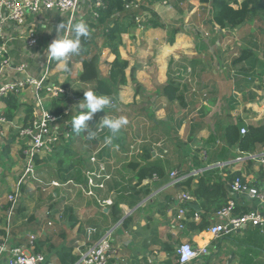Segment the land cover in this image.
Here are the masks:
<instances>
[{
	"label": "crops",
	"instance_id": "0c3cea01",
	"mask_svg": "<svg viewBox=\"0 0 264 264\" xmlns=\"http://www.w3.org/2000/svg\"><path fill=\"white\" fill-rule=\"evenodd\" d=\"M134 2L141 9L142 27L136 25L123 33L121 56L135 68L138 85L129 83L120 90L117 101L121 98V110L115 112L108 105L94 115L89 128L95 135L90 137L83 132L72 143L69 172L59 170L57 161L49 159L51 155L37 161L38 180L22 187V197L30 195L37 186L42 195L45 190L51 191L49 199L53 206L48 207L46 218L44 213H40L18 220L24 213L19 206L10 222L6 214L7 203L0 206V242L25 245L29 235L34 234L37 237L35 246L42 242L38 252L56 264H61L59 251L62 248H71L72 253L80 257L103 236H109L115 251L110 264H177V248L183 241L209 250L207 255L191 264H264V227L247 226L222 237H214L209 229L199 232L177 227L179 210L184 206L180 197L185 193L193 196L202 177L224 183L227 201L233 198L247 212L255 208L257 201L248 196L232 195L230 182L241 176L250 186L264 190V165L260 161L264 157V146L253 153H246L236 146H227L222 138L230 124L246 128L250 124L264 126V58L258 57L261 48L254 43L255 39L252 42L249 37L257 35L255 32L258 30L253 28L255 24L221 29L212 21L211 6L196 0ZM83 4L86 5L85 2ZM55 14L48 11L28 17L27 27L36 29L38 42L35 48L26 45L25 27L17 28L12 22L8 24L7 55L12 59V67L26 62L29 64L27 75L35 78L43 75L47 47L42 45L43 38L38 34H43L45 28L54 22ZM63 16V23L67 25L68 15ZM151 20L161 26L150 27ZM207 27L211 33L219 34L214 36L213 48L205 46L211 36L205 38V42L200 40L199 34H210L205 31ZM245 27L251 33L246 34L251 42L243 46L240 33ZM174 29H179V32L171 44L167 39ZM231 31H234V41L241 46L242 53L229 73L221 71L224 64L220 61L223 54L220 43L233 38L229 34H220ZM114 59L109 49L103 50L101 63L105 64V69L100 67L103 76L108 75L109 63ZM171 60V76L180 85L181 103L177 99L169 101L162 92L169 81ZM55 61L53 59L48 81L52 84L64 81L68 89L76 90L77 94L80 92L83 99L84 91L91 85L78 80L82 62L77 59L76 62L71 61V70L63 74L65 60ZM126 74H130V69ZM19 77H24V74H19ZM12 78L13 74L8 76L5 73L3 81ZM15 95L21 104L17 115L10 120L15 125L7 127L4 137L0 138V196L5 195L0 197V204L12 191L22 169L23 142L16 128L23 124L26 106L33 108L34 102L31 89ZM64 102L71 103L69 97ZM4 107L2 101V112ZM107 115H123L128 119V124L112 137V142L119 141L113 146H109V139L102 141L107 129L99 124ZM95 121L99 123L98 128ZM146 148L150 149V154L146 153ZM93 156L96 161L91 159ZM132 161L140 163L141 167L161 166L164 175L139 181L137 173L141 167L132 170L128 167ZM173 172L176 177L172 176ZM98 174L104 177H96ZM64 175H69V178L64 180ZM107 175L110 178L105 177ZM89 177H93L97 186L89 185ZM189 179L191 188L184 185ZM193 197L188 205L186 223L192 220L199 223L204 213L200 200ZM115 199L121 201L122 218L112 224L110 217L105 215L110 211L109 205L101 202H113ZM64 201L69 203L66 213L57 206ZM190 206L196 210L198 218L190 216ZM67 214L68 218L63 220ZM25 220L32 223L24 226ZM217 221L214 217L211 226Z\"/></svg>",
	"mask_w": 264,
	"mask_h": 264
},
{
	"label": "built area",
	"instance_id": "2783aa9c",
	"mask_svg": "<svg viewBox=\"0 0 264 264\" xmlns=\"http://www.w3.org/2000/svg\"><path fill=\"white\" fill-rule=\"evenodd\" d=\"M103 6V0H0V104L9 95L20 94L26 89H31L34 99L30 120L26 125L16 128L18 137L23 142L21 149L23 165L12 191L7 195L8 222L13 219L20 206L22 187L30 181L38 180L37 161L46 155L55 153L57 148L67 144L71 138L70 121L63 115L54 114L52 103L63 100L65 97H69L71 102H76L79 99L73 100L66 86L52 84L48 81V74L53 62V59L48 55L44 73L40 78L27 75L29 64L26 62H20L12 67V59L7 55L9 41L6 33L7 26L12 22L17 28L25 27L26 45L28 48H35L38 42L36 29L27 27L30 15H40L48 11L68 15L67 25L71 29L75 22L84 20L88 12H91L92 18H97L98 10ZM127 7L139 10V5L135 2H131ZM136 22L137 27H142L140 16L136 18ZM67 34L70 36L71 31ZM5 73L8 76L9 73L13 74V78L4 82ZM19 74H24V77H19ZM13 125L15 123L10 121L0 110V138L4 137L5 129ZM100 131L101 129L98 132ZM240 132L246 134L247 128L241 127ZM91 159L96 161L94 156ZM260 161L264 165V157ZM101 170L104 171V167H101ZM172 176L176 177V174L173 172ZM96 177L102 178L104 175L98 174ZM105 177L110 178L109 175ZM88 183L91 186H97L93 177H89ZM229 188L232 195L248 196L256 200V206L249 212L236 214V202L233 198H229L227 203L215 214L218 221L209 228V232L214 237H222L237 233L247 226L264 227V190L250 186L248 181L241 176L235 177L230 182ZM180 199L184 206L179 210L177 227L183 230L186 228L188 220L186 216L189 211L188 205L194 200V197L185 193ZM101 204L110 206L112 201H102ZM195 218H198L197 214H195ZM36 239L34 234H30L25 245H9L7 241H1L0 264H56L44 253L36 251ZM114 252L109 236H103L81 254L76 264H110ZM208 253L209 250L206 247L196 248L189 241H183L177 248V264H191Z\"/></svg>",
	"mask_w": 264,
	"mask_h": 264
},
{
	"label": "trees",
	"instance_id": "16d2710c",
	"mask_svg": "<svg viewBox=\"0 0 264 264\" xmlns=\"http://www.w3.org/2000/svg\"><path fill=\"white\" fill-rule=\"evenodd\" d=\"M188 1V0H183ZM200 3L209 4L212 10V21L218 25L221 29H235L241 26L260 24L259 31L264 35V2L263 0H243L238 2L237 0H196ZM104 6L98 10V17L86 21L90 28V37L82 39L81 49L79 54L72 55L76 59L82 62V71L79 74L78 80L91 85L89 90L95 91L98 95H106L110 101L117 102L119 92L122 86L127 85L128 76L126 71L130 67L128 60L121 56L120 49L123 47V33L128 32L129 28L136 27V18L140 14V10L128 8L131 2L134 0H103ZM152 16H155L153 14ZM148 25V24H147ZM161 26L151 20L150 27ZM179 29H174L172 36L169 38V43H173L174 36L177 35ZM259 33V34H260ZM70 36H74L71 32ZM100 40L102 45H99ZM104 49H109L110 54L115 56V59L109 63V73L105 77L102 75L100 70V61L102 52ZM246 52L243 51V54ZM65 60V59H63ZM60 60V61H63ZM172 65V60L170 66ZM72 68L71 62H67V71ZM135 68L131 69V79L135 80ZM169 81L167 85L163 87V94L168 98L169 101L177 99L181 103L180 85L176 83V80L171 76V70H169ZM5 107L3 108V114L9 119L13 120L17 115L21 104L16 98V95H9L4 100ZM66 103L63 100L54 101L52 103V112L57 115H63L65 119H72L71 116L65 111ZM110 109L118 111L117 105L112 106ZM32 106H26L25 116L22 121V125H26L32 116ZM96 122V121H95ZM99 123L96 122V127ZM95 127V129H97ZM241 126L236 124H230L226 126L224 135L222 136L224 142L229 147H237L239 151L246 153L255 152L260 146H264V126L262 124H250L247 127V133L241 134ZM106 133L102 137V141H107L111 136V133L105 130ZM82 133V132H81ZM77 134L72 131L71 139L65 146L61 147L60 150L51 156L50 160H56L59 170L69 172V165L64 166L66 163L61 158L64 153H69L70 144L74 143L76 138L81 134ZM109 146H113L119 141L112 142V138L108 140ZM63 150V151H61ZM146 153L150 154V149H145ZM57 156L60 158L58 159ZM145 158V157H144ZM140 163L136 161L130 162L128 165L132 170L139 168ZM156 176H163L164 171L161 166L148 165L142 166L137 173L139 181L142 179ZM69 175L65 177L67 180ZM181 182L180 184H182ZM179 184V185H180ZM184 185L192 187L191 180L184 182ZM227 192L225 191L224 183L213 182L211 178L202 177L197 184L193 196L197 200H200L201 207L204 209L202 219L199 223L194 220L186 223L187 228L195 229L196 231L202 232L208 230L211 226L212 219L215 214L227 203ZM120 200L115 199L112 205L109 206L110 211L105 214L111 219V223H117L122 218V210L120 208ZM248 210L240 208V205L236 204V213L243 214ZM190 216L193 217L197 212L190 206ZM104 214V213H103ZM126 220L125 222H127ZM40 243L37 242L36 251H40ZM61 264H76L80 257L72 253V249L65 247L60 251Z\"/></svg>",
	"mask_w": 264,
	"mask_h": 264
},
{
	"label": "rangeland",
	"instance_id": "374dc122",
	"mask_svg": "<svg viewBox=\"0 0 264 264\" xmlns=\"http://www.w3.org/2000/svg\"><path fill=\"white\" fill-rule=\"evenodd\" d=\"M182 8V7H181ZM207 11L204 12V14H206ZM56 14L54 15V22L53 23H50L48 25V28H45V30L43 31V34H38L39 35V38H43V42H42V45L45 47H48V45L53 42L57 37L58 35L60 34L61 36H64L65 35V32L63 30L60 31V33H58L57 31V28H58V24L59 23H63V18L65 16L55 12ZM208 14H209V11H208ZM207 16V15H206ZM53 17V16H52ZM207 18V17H206ZM211 18H212V12H211ZM93 20L95 19V17L92 18V15H91V12H88L87 15L84 17V21H90V20ZM65 21V20H64ZM51 22V20H50ZM207 22V21H206ZM66 23H67V20H66ZM208 23V22H207ZM259 26L260 24H255L253 26V28H255V30H258L257 32H255L257 35L255 34H251L249 33L248 29L245 27L240 34L243 35V46L244 44H248L251 42L250 39L247 38V35L246 34H251L249 37L252 38V42L253 40L255 39L256 42L254 43H258V45L260 46V50L261 52L258 53V57L259 58H264V35L260 33L259 31ZM56 27V28H55ZM205 31L209 32L210 34H199L200 36V40L202 42H205L206 39L205 38H208V36H211L210 39L206 41L205 43V46L206 47H210V48H213L215 47V40L214 39V36H217L219 34H216L215 32L214 33H211V29H209V27L205 28ZM48 32H51V33H48ZM46 33V34H44ZM234 31H231L230 33H222L220 35H223V34H229L228 36L230 38H233V39H229V38H226L224 40L221 41V47L223 49V54L221 55V59L220 61L222 62L223 65V70H221L222 72H229L231 73V68H232V64L234 63V61L237 59V58H240V53H242V50H241V46L234 41V37H233V34ZM260 33V34H259ZM168 39L172 36V34H168ZM40 40V39H39ZM174 41H175V36H174ZM50 42V43H49ZM99 45L101 46L102 45V41L100 40L99 42ZM122 49V47H121ZM121 49H120V53H121ZM261 54V55H260ZM212 57L214 55H211ZM76 62V57L74 56H69L68 58L65 59L64 61V64H65V68L63 69V74H66V71H67V62H71V61H74ZM45 63V62H44ZM55 63H58V61H55ZM54 64V62H53ZM104 63L100 61V65L99 67H102L103 69H105L104 67ZM51 67H52V63H51ZM224 67H226V69H224ZM133 67H129L128 70L130 69V74L128 75V83L127 84H131V86H134V85H138V82H137V76H136V73H135V80H132L131 79V69ZM127 70V71H128ZM169 70H170V65H169ZM168 70V72H169ZM171 70H172V67H171ZM68 72V71H67ZM260 72H258L256 75H258ZM59 84L61 85H64V81H62L61 83L59 82ZM65 86V85H64ZM126 86V85H125ZM128 86V85H127ZM124 86L121 87V89L123 88ZM69 92H70V96L73 100L75 99H79L78 101L76 102H65L66 103V106L67 107H64L65 111L69 113V115L71 116H74L75 112L77 111V105L81 100H82V96H81V93L79 92L78 94L76 93L77 91L76 90H72V89H69ZM255 94H258V92L256 91H253ZM260 96V95H259ZM65 98H68V97H65ZM64 98V99H65ZM119 98V97H118ZM71 101V100H70ZM68 104V105H67ZM114 105H117L118 108L121 110V106H122V100L121 98L118 99L117 102H114L111 100V103L109 104V107L111 108L112 106ZM70 106V107H68ZM68 121H71V118L68 119ZM83 133V132H82ZM72 135V133H71ZM72 148L73 146L70 144L69 146V153H64L61 155V158L59 156H57V158L59 159H63L66 163L64 164L65 167H67L69 164H70V158L72 156ZM54 154V153H53ZM52 155V154H51ZM43 162V161H42ZM41 162V163H42ZM45 188H48V187H45ZM8 191V190H7ZM43 191V189H42ZM4 194H2L0 197H2ZM7 195V194H6ZM23 195V194H22ZM5 196V195H4ZM49 196H51V191L50 190H45L43 191V195L41 193V191L37 188V186L35 187V189L32 190L31 194L28 195V196H25L24 198L21 197V200L19 201V204H20V207L24 210V213H21L20 216L18 217V220H24L25 218H23L24 216H37L39 215L40 213H44V218H46V212H47V209L48 207L50 206H53V203H51V199H49ZM7 198V197H6ZM6 198L1 201V204L0 206H5V203H6ZM68 201V200H67ZM57 205V204H56ZM7 206V205H6ZM60 208L64 209L63 212L66 213V210L68 209L69 207V203H65L64 202H60V204L57 205ZM3 211V210H2ZM26 211L28 213H26ZM4 212V211H3ZM64 213V214H65ZM4 215V220H6V215L5 213H3ZM66 218H68V214L66 216H63V220ZM3 219V218H2ZM24 223V226H26L27 224H31V220L28 221V220H25L23 221ZM25 235V234H23Z\"/></svg>",
	"mask_w": 264,
	"mask_h": 264
},
{
	"label": "clouds",
	"instance_id": "9594fccd",
	"mask_svg": "<svg viewBox=\"0 0 264 264\" xmlns=\"http://www.w3.org/2000/svg\"><path fill=\"white\" fill-rule=\"evenodd\" d=\"M61 30L65 32V35L61 36L59 34L47 47V55L56 61L79 54L82 39H87L91 35L89 25L84 20L74 23L71 29H69L68 25L61 23L57 29L58 33ZM69 31L74 33V36H69L67 34ZM110 103L111 101L106 95H98L95 91L85 90L83 99L76 104L78 114L74 115L70 121L72 130L77 134L86 132L90 137H94L95 133L90 131L89 122L97 112L105 110ZM127 124L128 119L126 116L109 117L107 115L99 125L108 129L111 133L109 139H111Z\"/></svg>",
	"mask_w": 264,
	"mask_h": 264
},
{
	"label": "water",
	"instance_id": "95a60500",
	"mask_svg": "<svg viewBox=\"0 0 264 264\" xmlns=\"http://www.w3.org/2000/svg\"><path fill=\"white\" fill-rule=\"evenodd\" d=\"M197 207V206H196Z\"/></svg>",
	"mask_w": 264,
	"mask_h": 264
}]
</instances>
